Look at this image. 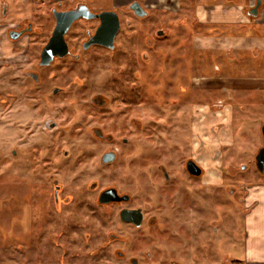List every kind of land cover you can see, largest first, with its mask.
Returning <instances> with one entry per match:
<instances>
[{"label": "rangeland", "instance_id": "obj_1", "mask_svg": "<svg viewBox=\"0 0 264 264\" xmlns=\"http://www.w3.org/2000/svg\"><path fill=\"white\" fill-rule=\"evenodd\" d=\"M239 1L246 10L244 0ZM50 6L47 0H0V15L8 18L0 20V264H107V259L124 264L101 248V241L109 230L125 234L130 229L127 225L118 227V207L95 203L96 192L87 189L88 182L97 180L100 187L116 185L135 195V205L144 206L154 191L147 177H151L155 163L175 157L173 169L181 173L182 159L189 155L207 170L205 190L189 180L169 189L162 185L159 195L171 191L168 201L146 210L158 216L163 227L151 228L142 246L167 244L164 255L159 254L161 247L157 248V260L161 256L185 257L196 264H234L246 259V237L251 233L246 216L251 205L249 198L244 204L240 199L236 170L242 159L238 153L247 151L249 141L256 137L255 123L245 119L244 124L246 115L237 114L236 107L231 118L229 102L235 101L238 88L231 87L236 85L232 77L237 71L233 69L236 63L230 60L238 59L245 50L225 47L237 40L228 38L222 44L226 41L223 33L214 32L218 23L213 22H224L226 16L215 18L219 12L202 16L200 9L201 13L190 17L181 13L163 17L167 35L155 39L153 59L147 68L143 63L131 65L129 84L138 92H132L128 102L113 101L119 107L116 125L122 135H131V142L118 146L119 162L101 168L97 159L106 144L92 138L89 128L99 125L101 119L111 128L112 120L107 109L93 107L88 98L97 90L117 96L114 91L120 87L119 80L111 81L110 54L101 49L87 54L93 58L83 63L86 65L69 59L50 67L38 65L54 24ZM240 16L235 19L245 27L244 35L246 27L264 25V11L253 21L247 15ZM28 23L33 31L19 40L9 38V30ZM231 24L225 21V25ZM82 27L77 24L70 39L79 40L81 31L90 26ZM125 29L123 25L119 42L125 40ZM228 32L236 34L230 28ZM261 34L254 29L241 47L262 48L259 55H264ZM251 50L247 48L243 55L252 56ZM123 62L115 65L121 63L123 68ZM31 70L39 74L38 82L27 77ZM136 70L146 74L141 81L134 76ZM54 85L67 92L53 95L50 90ZM225 92L231 99L225 100ZM130 115L145 121V128L140 132L130 129ZM51 124L55 126L50 130ZM130 152L136 155L128 173L124 155ZM138 178L139 188L135 184ZM54 180L62 186L59 203L53 197ZM226 185L235 193L226 190ZM209 186L212 190L207 198L202 192ZM178 241L185 246L179 256L175 252L182 246Z\"/></svg>", "mask_w": 264, "mask_h": 264}, {"label": "flooded vegetation", "instance_id": "obj_2", "mask_svg": "<svg viewBox=\"0 0 264 264\" xmlns=\"http://www.w3.org/2000/svg\"><path fill=\"white\" fill-rule=\"evenodd\" d=\"M52 4L50 6V15L53 18L54 24L50 30L49 35L46 38L44 45H46L52 36L53 29L55 27V17L53 14V10L56 11H69L72 9H76L80 6H85L86 12L92 13L93 17H79L75 19L67 31L64 33V40L67 46V52L63 56L55 55L53 56L52 60L45 65L40 64V55L38 65L40 67H50L53 64H56L62 60H71L74 63H81L82 65H86L83 63H87L93 57L89 54L92 50L101 49L107 51L110 55L107 58L108 64L111 66L110 70L112 73H109L111 81H118L119 88L114 92L117 93V96L109 95L101 90H97L93 94L90 95L88 98V102L95 108L100 110H108L109 118L112 120L111 128L107 126L103 119H101V123L99 125H92L89 128V132L97 142L106 144V147L103 148L101 151L98 159L97 165L98 167H109L113 166L116 162H119V157L121 156V146L130 144L131 135L130 137L122 135L119 131V126L116 125L117 118L116 113L118 112L119 107L113 105V101H126L128 102L129 99L132 97V92L135 91L131 90L129 77L131 74V65L132 64H139L143 63L147 68V64L150 60L153 59L151 56V51L155 48L158 41L155 39L160 40L167 35L164 31L163 25V17L167 15H176L181 13L183 16L190 17L194 14H197L199 10L197 9L198 5L200 4L198 0H47ZM185 1L187 2L185 4ZM239 1V0H238ZM45 3V1H43ZM244 4H247L246 10H244V5L241 3L240 11L245 16H249L250 19L256 20L262 16L264 11V0H244ZM257 4V15H252L250 11L251 8L255 7ZM186 6V7H185ZM214 6V5H212ZM192 12L191 15L188 12ZM218 10L211 9L206 12L209 13L208 16L214 14ZM246 11V13H243ZM103 12H113L118 21V28L113 35V40L111 44H109V30L99 31L101 24L103 23L102 18L99 14ZM224 12V11H223ZM111 15V14H110ZM110 15H107L105 21L110 22ZM222 13L220 12L219 15H215V18H222ZM155 17L154 20L147 22L149 18ZM223 19H219L216 21L209 20V22L218 23L216 25V29L213 27L214 32L217 34H222L226 41L221 42L225 44L228 38H233L237 40L236 42L229 44H225L228 48L235 49V47L243 48L241 52V56L238 59H231L228 58L231 62L236 63L233 66L237 73L235 76L241 80V85H239L237 90H235L238 95L234 102H229L231 108V118H233V111L234 107H236L237 114L246 115L243 117L244 124L246 123L245 119L253 120L255 123V128L253 131L255 132L254 135L256 136L253 140L249 141V148L247 151H243L242 153H238L241 157V162L239 163V167L236 170L238 176L240 177L236 183L238 191L241 193L240 199L244 204V200L249 198L250 187L257 183L258 181L264 180V161H260V157L264 158V55H259L262 53L261 49L252 47L251 54L252 56H244L243 54L246 53L247 48L241 47L243 45V39H250L251 36L247 35L250 32L254 31V29L259 30L260 33H264V25L258 26H248L245 30V35L243 33L244 26L243 24H238V22H231V25H225V21ZM185 21V20H184ZM191 22V21H190ZM264 23V22H263ZM81 24L82 26H90L87 27L85 30L83 29L81 32L82 37L78 40V38L70 39V33L72 32L73 28L77 25ZM105 24V22H104ZM123 25L126 28L124 31L125 40L123 42H119L120 36L123 33ZM186 24H182V26L186 27ZM230 28L231 31L236 32V34L230 35L228 29ZM15 31L21 32L17 39H12L10 37V32ZM33 31V26L31 24H26L24 26H17L15 29H11L8 32V36L11 40H19L25 33ZM211 31V30H210ZM96 36V39L99 42H91V38ZM264 37V34L259 35ZM258 37V36H257ZM74 39V40H73ZM258 39V38H257ZM70 40H73L72 42ZM107 43V44H106ZM232 43V44H231ZM44 47V46H43ZM161 49V47L157 48ZM42 50V49H41ZM107 53V54H108ZM243 55V56H242ZM150 59V60H149ZM122 65L124 66L121 68L120 65H115L118 61H123ZM190 64H188L189 66ZM229 67V66H228ZM83 69V68H82ZM128 71L127 73H124ZM130 71V72H129ZM163 68L160 69V74H163ZM191 73V72H190ZM27 77L34 82H38L40 79L39 74L31 70L27 72ZM145 73H142L140 70H136L134 72V76L138 81L143 79ZM253 82V83H252ZM114 83V82H113ZM252 83V84H251ZM124 87V88H123ZM128 87V89L126 88ZM226 87V86H223ZM53 95L66 93L67 90L64 87H60L54 85L53 88L50 90ZM226 91V90H223ZM241 92V95L239 94ZM231 99V95L225 92V100ZM262 111V113H261ZM237 117H239L237 115ZM249 121V120H248ZM127 122L133 129L140 132L142 129L145 128L146 123L139 118L131 117V115L127 118ZM118 123L119 120H118ZM55 125L51 124L48 126V129H53ZM188 140V137L185 136V141ZM144 143V142H143ZM147 144V142H145ZM185 146L188 144V141L185 142ZM234 144V143H233ZM120 145V147H118ZM232 145V144H231ZM184 147V146H183ZM227 146L224 147L223 150H226ZM142 154V153H141ZM140 154V155H141ZM147 154V153H143ZM66 155V154H65ZM133 155V156H132ZM136 154L132 152L124 155L126 157L125 162L127 168V172L131 173V162L132 158L135 157ZM173 157V156H171ZM175 157L171 159H165L163 161L155 163V167L152 170L151 177H147L149 185H151V189L153 187L154 191L151 195L150 192V200L144 201L143 205H135L133 203L135 199V195L131 192L126 190H121L118 186L113 184H107L105 186L100 187L99 182L97 180H90L87 184V189L90 192H96V200L95 203L98 206L102 207H118V220L120 223L118 227L121 228L122 225H127L130 229V232L125 234L117 232V230H109L105 234V238L101 241V248H106L107 253H111L112 256L118 260H122L124 264H196L194 261H189L185 257L181 259H165L164 256H161L160 260L154 258L157 252V248H159V254L164 255L163 249L167 247V244H161L157 242H153L155 247L151 248V245H143L142 242L146 240V236H149L150 229L153 227H163L161 223V219L156 216L155 214H149L146 209L148 208H156L160 207L161 204L166 203L169 199L170 193L163 194L160 193L159 190L162 185L169 186L172 188L173 186H178L177 184L181 181L185 184L186 180H189L192 183L197 184L198 188L205 190L203 186V182L206 181L207 170L199 164L193 155L186 156L182 159L181 162V173L176 168ZM193 161L197 168L194 169V172L191 173L189 171V162ZM125 164V163H124ZM151 171V170H150ZM226 174V168L223 170ZM235 174V173H234ZM205 179V180H204ZM139 178L135 180V184L139 188L140 184ZM53 197L55 202L59 203L61 197L60 192L62 190V186L57 184L56 180L53 181ZM179 187V186H178ZM209 186L206 191H201L205 197L210 198L211 188ZM228 186L226 185V190ZM106 190H114L117 196L120 198L119 200H113L109 202H99V196L102 192ZM167 190V189H164ZM163 191V190H161ZM230 193H235L234 189L228 188ZM140 192V190H139ZM146 203V204H145ZM150 204V205H149ZM251 209V207H249ZM127 210L126 212V220L121 218V211ZM250 211V210H249ZM245 214V210H244ZM249 214V212H248ZM247 214V215H248ZM247 218V216H246ZM141 231V233H140ZM134 232L138 233L135 234ZM139 235L138 239L136 236ZM89 236V235H87ZM177 246L175 248V252L178 253V256L181 255V251L185 249V246ZM134 244V245H133ZM133 245V247H132ZM135 246V248H134ZM164 246V247H163ZM179 258V257H178ZM107 264H114L109 259H107ZM201 264H209L206 261ZM226 264V262L222 263Z\"/></svg>", "mask_w": 264, "mask_h": 264}, {"label": "crops", "instance_id": "obj_3", "mask_svg": "<svg viewBox=\"0 0 264 264\" xmlns=\"http://www.w3.org/2000/svg\"><path fill=\"white\" fill-rule=\"evenodd\" d=\"M212 1L206 4L198 5V13H201L200 9H203L201 14L205 15V12L211 9H218L217 13L221 12L223 16H226L227 22L231 23L237 17H241L240 11L241 2L238 0H209ZM240 2V3H239ZM214 5V6H212ZM207 10V11H204ZM224 11V12H223ZM5 12V11H4ZM209 14V13H208ZM214 16V14H211ZM201 16V17H202ZM200 17V16H199ZM223 17V18H224ZM5 14L0 15V20H4ZM8 20V18H5ZM231 79V78H230ZM233 82L237 85H231V87H238L241 85V80L232 77ZM237 81V83H236ZM248 204L251 205L249 214L246 221L250 223L248 226L251 230L250 235H247V252L242 263L247 264H264V180L258 181L252 187H250Z\"/></svg>", "mask_w": 264, "mask_h": 264}, {"label": "water", "instance_id": "obj_4", "mask_svg": "<svg viewBox=\"0 0 264 264\" xmlns=\"http://www.w3.org/2000/svg\"><path fill=\"white\" fill-rule=\"evenodd\" d=\"M259 4H257L255 7L251 8L252 15H257V7ZM85 6L77 7L76 9H72L69 11L61 12L53 10V14L56 20L55 27L52 32V36L50 37L48 43L44 45L40 52V64L45 65L48 64L53 56L59 55L63 56L67 52V46L64 40V33L67 31L71 23L79 18V17H93L94 15L92 13L86 12ZM111 14V15H110ZM107 15H110V22L105 21L107 18ZM99 16L102 18V24L100 26L99 31L109 30L110 38H109V44H111L113 40V35L115 34L117 28H118V21L117 17L113 12H103L99 14ZM105 22V24H104ZM21 32L11 31L10 37L12 39H17ZM91 42H99L96 39V36H93L90 40ZM107 44V43H106ZM260 161H264V158L260 157ZM197 168V165L193 163V161L189 162V171L191 173L194 172V169ZM199 173V172H194ZM120 198L117 196L116 192L114 190H106L102 192L99 196V202H109L113 200H119ZM126 212L127 210H122L120 215L123 220H126Z\"/></svg>", "mask_w": 264, "mask_h": 264}, {"label": "trees", "instance_id": "obj_5", "mask_svg": "<svg viewBox=\"0 0 264 264\" xmlns=\"http://www.w3.org/2000/svg\"><path fill=\"white\" fill-rule=\"evenodd\" d=\"M234 264H242V261H235Z\"/></svg>", "mask_w": 264, "mask_h": 264}, {"label": "built area", "instance_id": "obj_6", "mask_svg": "<svg viewBox=\"0 0 264 264\" xmlns=\"http://www.w3.org/2000/svg\"><path fill=\"white\" fill-rule=\"evenodd\" d=\"M242 264H247V263H242Z\"/></svg>", "mask_w": 264, "mask_h": 264}]
</instances>
